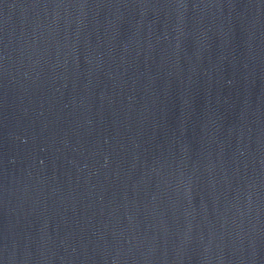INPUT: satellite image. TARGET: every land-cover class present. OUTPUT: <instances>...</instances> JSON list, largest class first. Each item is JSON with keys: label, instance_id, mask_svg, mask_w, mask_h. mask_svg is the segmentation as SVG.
Masks as SVG:
<instances>
[{"label": "water", "instance_id": "water-1", "mask_svg": "<svg viewBox=\"0 0 264 264\" xmlns=\"http://www.w3.org/2000/svg\"><path fill=\"white\" fill-rule=\"evenodd\" d=\"M0 264H264V0H0Z\"/></svg>", "mask_w": 264, "mask_h": 264}]
</instances>
